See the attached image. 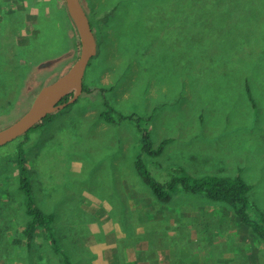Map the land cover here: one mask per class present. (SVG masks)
Masks as SVG:
<instances>
[{"label":"rangeland","instance_id":"1","mask_svg":"<svg viewBox=\"0 0 264 264\" xmlns=\"http://www.w3.org/2000/svg\"><path fill=\"white\" fill-rule=\"evenodd\" d=\"M130 1L136 3L135 16L118 13ZM80 2L96 42L83 78L90 92L52 114L26 139L24 134L0 147V264L62 262L43 233L34 238L42 248L29 258L21 234L27 218L16 190L19 146L32 197L54 216L52 232L69 264H264V246L226 206L179 191L165 208L134 166L141 147L138 127L149 126L153 147L171 139L160 156L141 155L156 181H167L178 168L193 178L238 174L251 186L249 217L262 218L264 92H255L262 106L258 119L249 112V121L242 84L238 78L227 83L224 70L241 65L249 73L253 56L246 54L264 51V0L258 7H249V0ZM17 4L35 20L12 25L10 9ZM210 27L220 33L205 46L191 51L180 46L203 39ZM226 28L244 35L237 50L213 47L225 46ZM0 35V71L8 77L0 75L2 130L25 114L43 86L69 69L79 54V38L63 0H0ZM208 48L214 50L207 54ZM208 69L207 96L216 101L200 106L196 89L203 84L194 77L207 75ZM100 85L109 86L101 96ZM178 90L183 103L174 113ZM104 103L113 110L111 123L100 117ZM117 115L141 121H118ZM18 238L20 248L13 243ZM175 241L180 244L173 248Z\"/></svg>","mask_w":264,"mask_h":264},{"label":"trees","instance_id":"2","mask_svg":"<svg viewBox=\"0 0 264 264\" xmlns=\"http://www.w3.org/2000/svg\"><path fill=\"white\" fill-rule=\"evenodd\" d=\"M258 6H259V0H249V7H258ZM135 9H136V3L130 1L129 4H125L123 7H121L118 13L129 12L132 16H135L136 14ZM10 11L12 13V18L14 22L12 23V25L16 27L19 26L20 24L24 25L26 23H29L35 20L36 18L23 14L18 4L15 10L12 8L10 9ZM200 19L201 16L199 15L198 20ZM26 20L28 22H26ZM217 22L218 21H214L211 23V25H216ZM89 24L91 25L90 21ZM249 30L250 32H253L251 28H249ZM225 31H226V36L223 40L225 46H213V47L216 48L218 47V49L223 48L221 50L224 49H228L230 51L237 50L239 41L242 40L244 35L240 30L232 31L229 30V28H226ZM217 32L220 33V31L212 27L207 28L203 32V39L195 38L196 43L194 44H192V40H190L191 42L189 41L190 42L189 45H188L189 42L184 43L183 41L180 42V46H189L187 48V51L194 50L193 48L195 46H205L204 44L207 42L209 43L213 37V34ZM201 33H198V36L201 35ZM211 50L214 49L208 48L207 54ZM246 55L247 56L251 55L254 57V58L249 57V73H248L247 65H246L247 70H245V68L241 65H239V67L235 69H233L231 66L225 68L224 78L226 79L227 83H232L234 79L236 80V78H238V80L241 82L242 88L245 92V100L243 101L246 102L245 103L246 108H244L243 111L249 116V121H253L251 116L253 118L258 119L259 117L258 111H260V108L262 106L260 100L255 95V92L256 91L264 92V51L252 55V51L249 50V52ZM214 59H215V55L213 57V60ZM239 63L241 64V60H239ZM212 71L213 70H210V72ZM0 75L3 76L4 78H8L7 72L2 73L0 71ZM209 76L210 73L208 69L207 75L206 74L203 75L202 72L201 75L194 77V79L197 80L200 84H203V88L199 87L196 89L197 91L196 97L200 102V106L201 105L207 106L208 104L214 103L216 101V98H212V96L209 97L207 96L208 89H206V86L210 87ZM107 87L109 86L106 85L99 86L100 96L106 93ZM182 90L180 91L182 92ZM84 92L89 93L90 89H88L83 84L81 93ZM218 94L224 95V93L221 91H218ZM226 95L228 96V99L231 101L229 95L228 94ZM216 96L220 97L217 94ZM71 97H72V92L69 93L66 97H64V99H62V101L59 103L67 102ZM174 98L176 99V103H174L173 105L174 113H180L179 108L181 107V103H183V97L179 94V90L176 93H174ZM225 101L228 102L227 100ZM71 104L66 105V108L69 107ZM169 104H170L169 96H167L166 104L164 106L166 111L168 110ZM104 106L107 109V111H105L106 110L105 109L103 112H100V117L105 118L109 123H111L114 121L110 116V113H112L113 110L108 107L107 103H104ZM249 112L251 116L249 115ZM52 114L46 116L43 120L37 123L23 137L26 139L30 131L32 130L34 131L40 125H43L44 123L48 122ZM117 120L134 121L137 122V125L141 121L140 119L134 118L133 116L126 117L123 115H117ZM144 123H146V121ZM149 131H150L149 126L145 128L138 127V135L140 136L139 140L141 143V147H140V154L137 155L134 162V166L136 169L137 176L150 189L155 199V202H157L158 204L160 203V205H164L166 208L169 207L167 204L171 203L173 195L179 191H181L184 194L185 193L202 194L207 201L215 202L223 206H226L230 210L233 220H235V222L239 224L241 228L248 229L251 232V234L256 238V240L264 246V215H262V218L259 221H254L249 217V213H248L250 206H252L250 199L248 198V193L251 190V186L245 183V181H243L238 174H235L232 177H218V176L208 175L200 178H193L180 168L173 170L172 176L167 181L164 182L156 181L154 177L150 174L149 170L147 169L148 163L144 164L142 162L141 155L146 156L147 159L160 156L164 147L171 142V139L164 140L155 148L153 147L152 139L150 137ZM17 150L18 151L16 152L14 158L15 167L18 171L16 190L19 191L22 195V204H23L22 206L24 209V214L27 218V221H25L23 228L21 230V234L22 237H24L25 246L28 249L27 252L30 253L29 258L33 259L32 254L34 249L40 247L42 248L41 243L38 246H36V242L34 241V238L35 235H38L39 233L41 234L43 233L47 241L46 243H48V245H50V247L53 249V253L59 254L61 256L62 259L61 264H69V262L60 254L61 253V250L59 248L60 246L57 244L54 232H52L53 229L52 223L54 220V216L50 213H44L41 210L42 208H39L35 204V199L32 197L30 181L28 178V173L26 168V161L23 156L24 150L20 146L17 147ZM175 221L178 223H182L180 217H175ZM21 242L22 240L20 238L13 240L14 245L18 246V248L21 247L20 246ZM178 244L180 243L175 241L174 246L172 245V247L175 248L176 246H178ZM39 256L42 257L43 255L40 254ZM49 257L51 258V254L49 255ZM43 261L45 264V260H42V262ZM53 262L55 261L53 260Z\"/></svg>","mask_w":264,"mask_h":264},{"label":"water","instance_id":"3","mask_svg":"<svg viewBox=\"0 0 264 264\" xmlns=\"http://www.w3.org/2000/svg\"><path fill=\"white\" fill-rule=\"evenodd\" d=\"M63 2L78 34V57L65 73L38 91L24 115L0 130V147L23 136L46 116L74 103L81 95L84 71L89 61L96 55V42L80 1L63 0ZM70 92L72 97L67 102L59 103Z\"/></svg>","mask_w":264,"mask_h":264},{"label":"clouds","instance_id":"4","mask_svg":"<svg viewBox=\"0 0 264 264\" xmlns=\"http://www.w3.org/2000/svg\"><path fill=\"white\" fill-rule=\"evenodd\" d=\"M80 1V0H79ZM81 3V2H80ZM91 26V25H90ZM91 29H92V27H91ZM95 37V36H94Z\"/></svg>","mask_w":264,"mask_h":264},{"label":"flooded vegetation","instance_id":"5","mask_svg":"<svg viewBox=\"0 0 264 264\" xmlns=\"http://www.w3.org/2000/svg\"><path fill=\"white\" fill-rule=\"evenodd\" d=\"M3 37H4V34H3ZM63 99H64V98H63ZM61 101H62V100H61ZM61 101H60V102H61Z\"/></svg>","mask_w":264,"mask_h":264}]
</instances>
